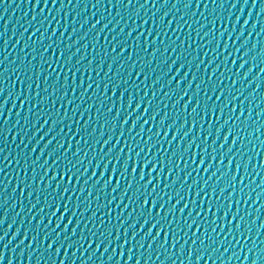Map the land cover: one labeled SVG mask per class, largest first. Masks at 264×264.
Segmentation results:
<instances>
[{"label":"water","instance_id":"1","mask_svg":"<svg viewBox=\"0 0 264 264\" xmlns=\"http://www.w3.org/2000/svg\"><path fill=\"white\" fill-rule=\"evenodd\" d=\"M0 264H264V0H0Z\"/></svg>","mask_w":264,"mask_h":264}]
</instances>
